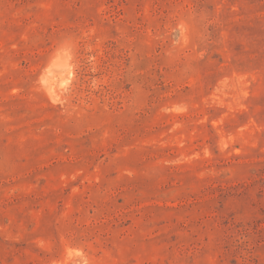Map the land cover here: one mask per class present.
I'll list each match as a JSON object with an SVG mask.
<instances>
[{"label":"rangeland","instance_id":"1","mask_svg":"<svg viewBox=\"0 0 264 264\" xmlns=\"http://www.w3.org/2000/svg\"><path fill=\"white\" fill-rule=\"evenodd\" d=\"M0 264H264V0H0Z\"/></svg>","mask_w":264,"mask_h":264}]
</instances>
